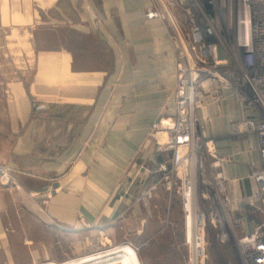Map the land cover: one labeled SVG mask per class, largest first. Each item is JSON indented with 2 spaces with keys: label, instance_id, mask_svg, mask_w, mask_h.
Returning a JSON list of instances; mask_svg holds the SVG:
<instances>
[{
  "label": "crops",
  "instance_id": "obj_1",
  "mask_svg": "<svg viewBox=\"0 0 264 264\" xmlns=\"http://www.w3.org/2000/svg\"><path fill=\"white\" fill-rule=\"evenodd\" d=\"M153 3L0 0V264H58L98 242L184 243L172 231L182 198L158 184L171 152L152 130L176 114L177 74L167 24L145 16ZM211 110L244 210L259 143L229 123L252 113L234 97Z\"/></svg>",
  "mask_w": 264,
  "mask_h": 264
},
{
  "label": "built area",
  "instance_id": "obj_2",
  "mask_svg": "<svg viewBox=\"0 0 264 264\" xmlns=\"http://www.w3.org/2000/svg\"><path fill=\"white\" fill-rule=\"evenodd\" d=\"M153 1L145 16L167 24L177 74L176 114L171 123L157 122L152 130L157 150L171 152L159 165L162 175L158 184L182 196L190 246L188 264L194 260L204 264L208 215L198 199L199 183L205 187L203 197H213L214 205L219 204L232 216L233 225L241 229L245 224L242 217L234 215L243 195L234 194L231 179L224 172L229 158L219 152L213 131L211 107L231 97L252 113L232 120L229 129L232 136H255L258 140L260 162L251 165L247 176L251 185L248 203L264 217V0H243L250 19L247 38L237 35L236 0ZM207 157L220 171L212 175L206 172ZM2 169V181L9 183L12 176ZM192 209L195 239L188 235ZM212 222L218 223V216L212 217ZM240 245L242 264H264V218L241 238Z\"/></svg>",
  "mask_w": 264,
  "mask_h": 264
},
{
  "label": "rangeland",
  "instance_id": "obj_3",
  "mask_svg": "<svg viewBox=\"0 0 264 264\" xmlns=\"http://www.w3.org/2000/svg\"><path fill=\"white\" fill-rule=\"evenodd\" d=\"M235 5V25L237 27V35L241 38L242 36V28L240 24V20L242 16L246 13V5L243 0H236L235 4L233 3V7ZM243 23V34L246 36L245 22ZM221 54H224L225 51L221 48ZM218 148V147H217ZM212 158H205V169L208 174L214 173V167L211 166ZM198 190V199L200 200L201 207L206 211L208 215V222L206 226V235H205V248H206V256L202 259L204 264H242V251L240 240L247 233L252 232L256 225L263 220V216L258 210L249 206V203L245 204L244 210L241 209L237 204V209L234 211L235 216L242 217L245 221V224L241 229L237 228L232 223V216L228 213V211L224 210L217 204V207L214 205V200L212 198L203 197V192L205 191V187L203 183H199L197 186ZM177 197L182 198V196L177 192ZM176 197V198H177ZM244 198V196H243ZM242 198V200H243ZM241 200V201H242ZM240 201V202H241ZM183 202V200H182ZM183 204V203H182ZM193 215H194V209ZM219 218V222L214 224L212 222V217ZM175 222V228H173V232L176 235L183 234L184 235V243L176 244V251H171L166 248H161L157 251L153 250V246L148 243L143 244H132V243H122V244H110V243H96L89 254L99 253L108 249H112L113 247H119L120 245H129L131 246L137 255V258L140 264H188L189 255H190V246L187 243V229H186V219L184 209L182 212H179L177 209ZM182 220V221H181ZM162 246V245H160ZM84 255V256H87ZM83 257V256H81ZM78 257V258H81ZM78 258H73L67 261H73ZM200 260V258H199ZM57 263V262H56ZM63 263V262H61ZM59 263V264H61Z\"/></svg>",
  "mask_w": 264,
  "mask_h": 264
},
{
  "label": "bare ground",
  "instance_id": "obj_4",
  "mask_svg": "<svg viewBox=\"0 0 264 264\" xmlns=\"http://www.w3.org/2000/svg\"><path fill=\"white\" fill-rule=\"evenodd\" d=\"M245 22L246 36L243 34V23ZM249 15L246 11L245 15L242 16L240 20L241 28H242V38H247L249 35ZM193 210V209H192ZM188 217V235L190 238L194 237V215L193 211ZM195 239V238H193ZM194 247L198 245V241H192ZM196 261L194 260V264ZM56 264V263H52ZM59 264V263H58ZM61 264H140L135 250L129 245H120L119 247H113L112 249H108L99 253L83 256L81 258L75 259L73 261L63 262Z\"/></svg>",
  "mask_w": 264,
  "mask_h": 264
}]
</instances>
